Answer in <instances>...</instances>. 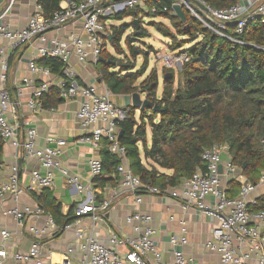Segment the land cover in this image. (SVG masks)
I'll list each match as a JSON object with an SVG mask.
<instances>
[{
  "label": "built area",
  "instance_id": "1",
  "mask_svg": "<svg viewBox=\"0 0 264 264\" xmlns=\"http://www.w3.org/2000/svg\"><path fill=\"white\" fill-rule=\"evenodd\" d=\"M16 3L17 0H0V47L14 50L18 46L38 41L40 43L38 55L41 58L54 57L65 64L64 75L71 83L69 88L65 89L67 84L62 77L63 98L66 100L81 98L77 116L87 132L77 140V143L99 149L102 140H108L110 152L122 159V164L117 170L121 177V188L135 195L138 206L143 203L144 194L169 195L177 200L184 210L193 209L215 219L216 227L205 242L204 248L216 255L220 264L255 262L264 264V211L251 209L256 204V198L252 195L264 186V170L258 183L242 184L239 195L231 198L224 178H238L241 175L240 169L231 162L225 164L222 157L225 148L215 146L202 154L207 169L197 170L192 178L182 180L177 187L162 192L143 183L139 177L133 175L126 158V148L119 142L120 124L127 119L129 109L114 104L109 90L102 94L93 85L80 84L76 72L71 67V60L74 57L80 64H87L90 59L94 63L99 62L106 50V38H110L111 35L108 22L104 18L127 8H140L154 14L169 13V8L148 7L147 0H64V6L50 17H45L42 6L37 4L27 25L20 29H12L4 24V20ZM174 5H180L184 11L187 10L191 18L213 34L237 45H246L240 36L244 34L250 21L260 19L264 22V0H239L237 4L226 9H215L205 0H174L171 13L176 16ZM70 24H80L81 32L69 35L66 40L55 37L50 40V45L46 46L48 32L60 31ZM230 32L237 37L230 36L228 34ZM158 58L164 61L168 68L181 66L183 62L189 61L186 54H165ZM0 59V138L4 144H12L21 149L26 160L33 159L38 162V167L30 173V183L27 186H21L19 182L18 166L12 167L9 181L0 186V215L13 219L19 229H24L32 237L29 249L26 252H19L7 243L12 233L1 227L0 264H201L195 257L178 248L188 244L189 227L186 219L179 221L181 237L171 239L172 250L168 258L155 240L157 229L153 216L140 211L138 207L125 220L131 229L130 234L120 233L110 226L106 233H101L100 226H108L107 216L112 201H101L98 193L93 190H89L85 199L75 207L74 216L77 219L75 224L63 228L58 227L52 216L39 205L36 207L18 205L4 210L8 195L14 202L19 203L23 194H41L54 187L55 172L59 170L57 160L66 142L58 140L55 147H39L37 130L29 122L25 124L27 127L22 138L17 135V124L10 121L12 103L6 87L9 64L3 49H0ZM30 69L41 75L43 81L34 90L29 106L33 110H41L43 107L40 98L50 89L49 80L52 72L49 68L38 65L36 59L30 62ZM13 118L19 120L18 117ZM100 122L104 124L103 127L93 129ZM262 144L264 147V138ZM88 166L94 178L103 173L101 159H91ZM61 171L64 175L67 174L66 170ZM69 183L80 192L85 189L78 183V178H70ZM84 219L91 222V227L87 229L89 234L83 226ZM30 221L32 223H29ZM74 227L75 241L64 254L65 259L58 263L48 259L45 253V240H51L61 232Z\"/></svg>",
  "mask_w": 264,
  "mask_h": 264
},
{
  "label": "trees",
  "instance_id": "2",
  "mask_svg": "<svg viewBox=\"0 0 264 264\" xmlns=\"http://www.w3.org/2000/svg\"><path fill=\"white\" fill-rule=\"evenodd\" d=\"M63 1L37 0V3L42 6L44 16L50 17L60 9ZM205 1L215 9H226L239 0ZM173 2L174 0H147L148 7H168L169 13L154 14L140 8H127L104 18L106 21L131 19L128 24L112 26L106 43H110L117 53L123 54L121 40L126 31L133 28V38H127L126 45L134 60L143 54L134 47V41H141L149 36L143 28L144 18L168 19L179 36H189L194 40L202 38L193 46L177 53L186 54L189 61L183 62L177 80L173 71H166L173 77L164 81L160 98L157 72H152L138 84L146 73L147 64L145 70L135 71V63L117 59L107 50L102 53L96 71L99 80L111 94H144L147 100L160 108L156 113L152 109L140 112L133 106L128 108V117L120 124L123 135L119 142L126 148L129 167L133 175L143 183L163 192L177 187L182 180L192 178L197 170H206L202 154L205 150L218 146L228 148V160L240 169L241 175L250 183L256 184L264 170V22L260 19L250 21L244 34L240 36L246 45H237L204 28L191 18L187 10V21L183 23L171 13ZM151 23L158 32L176 42L174 50L183 47L177 41V34L170 28L161 22ZM228 34L237 37L232 32ZM144 60L145 63L148 62V55H144ZM36 63L49 68L54 76L63 77L67 84L65 89L69 88L71 82L64 75L65 64L60 59L44 57L36 60ZM40 99L44 109L57 108L64 101L61 90L55 87L45 92ZM137 113L140 121L136 119ZM148 128L151 129V144L148 143ZM109 144L108 140H102L100 154L104 169L96 178L118 181L117 170L122 159L110 152ZM4 145L0 138V171ZM142 152L145 159L152 160L162 169L173 171V175L162 174L155 166L149 169L143 163ZM229 186L228 194L235 198L242 185L235 178L229 181ZM33 196L38 205L52 216L58 227L63 228L74 221L72 214L75 206L65 216L61 205L46 192ZM251 209L264 211V195L256 199V204Z\"/></svg>",
  "mask_w": 264,
  "mask_h": 264
},
{
  "label": "crops",
  "instance_id": "3",
  "mask_svg": "<svg viewBox=\"0 0 264 264\" xmlns=\"http://www.w3.org/2000/svg\"><path fill=\"white\" fill-rule=\"evenodd\" d=\"M37 4V0H17L15 7L5 18L4 24L10 26L12 29L25 27L30 16L34 13ZM61 6H64L63 2L60 4V7ZM107 22L110 23L111 20H107ZM80 26V24H70L60 31L48 32L46 34V38L48 39L46 46H49L50 40L55 37L66 40L69 35L81 32ZM39 46L40 43L38 41H33L18 46L14 50H8L5 47H0V49H3L6 57H8L9 72L6 87L11 95L12 104L10 115L19 118V120L16 121L10 116V121L18 126L17 135L22 138L25 128L27 127L25 124L29 122L30 125L37 130V143L39 147H55L57 145L56 141L58 140L66 142L57 160L59 163V170L55 172L54 187L44 191L61 205L62 214L65 216L68 215L70 209L73 206L76 207L78 203L85 199L89 190H93L98 193L101 201H112L111 209L107 216L108 226H100L101 233H106L110 226L120 233L130 234L131 229L126 224L125 220L126 217L138 207L140 211L150 213L153 216L154 225L157 229L155 240L158 247L164 251V255L167 258L169 257V252L172 250L170 245L171 239L174 237H181L179 221L181 219H186L189 227L188 244L178 248L187 255L195 257L201 264H220L218 257L207 252L204 248L205 242L209 239L213 229L216 227L217 221L215 219H211L205 214L193 209L184 210L182 205L169 195L159 196L144 194V201L138 206L135 201V195L121 188V177L118 172V181L99 180L91 175L88 166L89 161L91 159H101L100 152L103 145L101 144V147L96 149L91 145L77 143V140L87 133L77 116L81 106V98L75 97L69 100L63 98L64 89L61 87V84L64 82L63 78L56 77L52 74L49 80L50 89L55 87L61 90V97L64 99L62 104L57 108H43L41 110H33L29 106L34 90L37 89L43 81L41 75L34 73L30 69V62L32 59L38 60L41 58L38 55ZM96 66L97 63H94L92 59H90L87 64H80L76 57L71 60V67L76 72L79 83L82 85H93L103 94L108 89L105 84L99 80ZM137 94L140 95L142 101L146 99V96L142 98L144 94ZM133 95L134 94H111V100L117 106L129 108L133 106ZM160 96L158 98H160ZM103 125L104 124L100 122L94 126L93 129L102 128ZM149 131L151 134L150 128L148 130V143L151 144V142H149L151 140V137L149 138ZM22 153L21 149L14 147L12 144L4 145L3 165L0 171V186L9 181L11 169L14 166L20 168L19 182L21 186H27L30 183V173L33 169L38 167V162L33 159L26 160ZM226 153L227 151L222 156L225 164L231 162L228 160ZM142 159L143 163L149 169L155 166L162 174L172 176L174 173L171 170L160 168L152 160L145 159L143 152ZM62 169L67 171L66 175L62 173ZM114 177L115 176H113L112 179H114ZM70 178H78V183L85 187L84 191L80 192L70 184ZM232 179L224 178L228 193L230 189L229 181ZM237 179L241 185L250 183L243 175L238 176ZM102 182L103 184H101ZM171 189L172 188H168L166 190ZM33 195L34 193L23 194L20 197L19 203L14 202L8 195L4 203V210L15 208L18 205L38 206ZM262 195H264V186L260 187L252 197L257 199ZM209 200H212V198H209ZM72 215L74 218V210ZM171 218H174V220H171ZM76 221L77 219L74 218L71 224H75ZM29 223L32 222L30 221ZM90 223L88 219L83 220V226L86 228L85 230L88 234L89 231L87 229L91 227ZM1 227L6 228L12 233L10 240L7 242L8 245L14 246L16 251L19 252H26L29 249L32 238L31 235H28L24 229H19L13 219L4 218L0 215V228ZM76 227L61 232L51 240H45V253L48 259L55 263L65 259L64 254L75 241ZM253 264L257 263L255 262Z\"/></svg>",
  "mask_w": 264,
  "mask_h": 264
},
{
  "label": "rangeland",
  "instance_id": "4",
  "mask_svg": "<svg viewBox=\"0 0 264 264\" xmlns=\"http://www.w3.org/2000/svg\"><path fill=\"white\" fill-rule=\"evenodd\" d=\"M143 28L147 30L149 36L146 39H142L141 41H134L133 45L134 47L138 48L143 52L142 55H139L134 58L130 54L128 50V46L126 45L127 38H133L135 30L133 28H129L126 33L124 34L122 40H121V51L123 54H119L116 52V50L112 47L110 43H106V50L107 52H110L113 56H115L117 59L120 60H127V62H133L136 65L137 70H145V64H147V70L144 76L138 81V84L143 82L147 76H149L152 72H157L158 79H159V95L163 89V83H164V76L167 74V70H171L174 73V76L176 80L178 79L179 73L181 72L182 65H176L174 68H168L165 65L164 61H161L158 56L161 55H177L181 51L188 49L189 47L193 46L196 42H199L202 40V38H198L197 40H194L192 37L189 36H179L176 30L172 27V24L169 22L168 19L163 18H157V19H150V18H144L143 19ZM131 19L126 18L124 21H114L111 19V22L108 23L109 29L111 31L112 26H121L122 24H128L130 23ZM151 22H161L168 28H170L173 33L177 34V41L182 43V48H179L177 50H174L176 42L174 40L164 36L162 33L158 32L157 29L152 25ZM174 47V48H173ZM148 55V62L145 63L144 55ZM171 74V73H170ZM142 98H145V95H142ZM140 113V112H139ZM139 113L136 114V119L140 121ZM149 130V128H148ZM151 137L150 131H149V138ZM151 142V140L149 141Z\"/></svg>",
  "mask_w": 264,
  "mask_h": 264
},
{
  "label": "water",
  "instance_id": "5",
  "mask_svg": "<svg viewBox=\"0 0 264 264\" xmlns=\"http://www.w3.org/2000/svg\"><path fill=\"white\" fill-rule=\"evenodd\" d=\"M173 10L176 14V16L183 22V23H186L187 21V17H186V13L185 11L182 9V7L180 5H174L173 6ZM186 29H189V26H186ZM173 75L168 73L164 76V81L169 79V78H172ZM133 107L140 110L141 111H144L145 109H152V111L154 113L156 112H159L160 111V108L158 105L154 104L153 102L145 99V100H141L140 98V95L135 93L133 95ZM123 135V132L120 131V134H119V138H121ZM225 151H229L228 148H225ZM243 168H245V165L243 166ZM223 171V166L220 167V172Z\"/></svg>",
  "mask_w": 264,
  "mask_h": 264
}]
</instances>
